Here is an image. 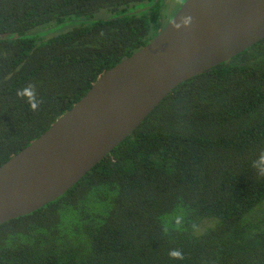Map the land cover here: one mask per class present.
Returning <instances> with one entry per match:
<instances>
[{
    "label": "trees",
    "instance_id": "16d2710c",
    "mask_svg": "<svg viewBox=\"0 0 264 264\" xmlns=\"http://www.w3.org/2000/svg\"><path fill=\"white\" fill-rule=\"evenodd\" d=\"M168 2L0 0V167L149 45ZM28 85L36 111L17 96ZM261 154L264 40L180 84L64 196L1 225L0 264H264Z\"/></svg>",
    "mask_w": 264,
    "mask_h": 264
},
{
    "label": "water",
    "instance_id": "95a60500",
    "mask_svg": "<svg viewBox=\"0 0 264 264\" xmlns=\"http://www.w3.org/2000/svg\"><path fill=\"white\" fill-rule=\"evenodd\" d=\"M264 40V0H186L145 48L0 167V226L76 186L177 88Z\"/></svg>",
    "mask_w": 264,
    "mask_h": 264
},
{
    "label": "clouds",
    "instance_id": "9594fccd",
    "mask_svg": "<svg viewBox=\"0 0 264 264\" xmlns=\"http://www.w3.org/2000/svg\"><path fill=\"white\" fill-rule=\"evenodd\" d=\"M17 96L21 98H27V102L30 105L32 111H36L40 104L43 103V99H37V93L35 91V85H28L26 88L17 92ZM253 167L257 168L258 173L264 176V154H261L260 158L254 162ZM169 256L174 259H183V253L179 250H172L169 252Z\"/></svg>",
    "mask_w": 264,
    "mask_h": 264
},
{
    "label": "rangeland",
    "instance_id": "374dc122",
    "mask_svg": "<svg viewBox=\"0 0 264 264\" xmlns=\"http://www.w3.org/2000/svg\"><path fill=\"white\" fill-rule=\"evenodd\" d=\"M186 2V0H169V2L167 3V9H168V20H172L175 15L179 12V10L181 9L180 7H182L184 5V3ZM103 16V13L95 16V18L100 19V17ZM73 23H75L74 20H70L65 24H61L55 27H51L45 30L40 31V35L45 36V37H51L54 35H58L60 33H63L65 31H67L68 29H70L73 25Z\"/></svg>",
    "mask_w": 264,
    "mask_h": 264
},
{
    "label": "flooded vegetation",
    "instance_id": "af4514ba",
    "mask_svg": "<svg viewBox=\"0 0 264 264\" xmlns=\"http://www.w3.org/2000/svg\"><path fill=\"white\" fill-rule=\"evenodd\" d=\"M181 8V7H180Z\"/></svg>",
    "mask_w": 264,
    "mask_h": 264
}]
</instances>
